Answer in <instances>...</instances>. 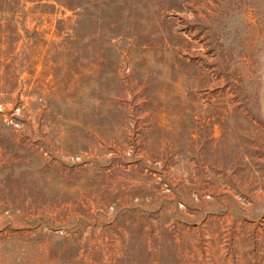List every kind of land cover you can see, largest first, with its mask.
<instances>
[{"label":"rangeland","instance_id":"374dc122","mask_svg":"<svg viewBox=\"0 0 264 264\" xmlns=\"http://www.w3.org/2000/svg\"><path fill=\"white\" fill-rule=\"evenodd\" d=\"M14 6L0 264H264V0Z\"/></svg>","mask_w":264,"mask_h":264},{"label":"trees","instance_id":"16d2710c","mask_svg":"<svg viewBox=\"0 0 264 264\" xmlns=\"http://www.w3.org/2000/svg\"><path fill=\"white\" fill-rule=\"evenodd\" d=\"M26 1H42V0H26ZM61 3L64 0H54ZM19 2V0H0V38H37V30L25 28L22 31H18L16 27L7 28V25L1 23V17L5 13H10L11 17L9 19L10 26H14L12 23V16L17 11V6L14 3ZM62 38H70L69 33H66Z\"/></svg>","mask_w":264,"mask_h":264}]
</instances>
